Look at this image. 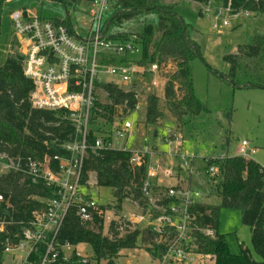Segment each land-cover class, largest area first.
<instances>
[{"label": "trees", "instance_id": "obj_1", "mask_svg": "<svg viewBox=\"0 0 264 264\" xmlns=\"http://www.w3.org/2000/svg\"><path fill=\"white\" fill-rule=\"evenodd\" d=\"M11 0H0V25L3 7ZM61 4L67 15L63 19H47L41 13L40 18L62 24L73 34L70 16L81 7H88L95 0H48ZM198 4L199 15L205 16L204 9L213 1L222 3L230 14L251 13L264 15V0H187ZM83 5V6H82ZM103 24V37L113 41H126L131 35L120 32L125 24L136 22L141 32L136 35L142 43V65L158 63L162 80L165 83L163 96L150 89V76L147 74L142 93L146 97V117L143 127L146 142L164 140L167 131L180 136L183 119L186 116L198 117L208 112L197 98L193 85L191 63L199 57L200 49L191 39L187 25L177 13L176 5H166L163 0H110L108 18ZM117 29L114 33L111 30ZM16 44V41L13 45ZM229 65V73L223 78L236 90H264V35L257 34L252 45L240 46L236 55L224 58ZM108 64H127L128 57H110ZM24 57L12 51L0 67V155H6L16 164L22 165L29 159L44 162L54 156L66 157L65 145L74 138V127L63 112L37 110L32 107L31 94L34 83L27 79L23 70ZM97 91L106 94V100L97 97L91 114L89 143L95 144L97 134H105L104 128L113 131L118 119L134 110L137 103L133 93H126L113 83H97ZM232 113L227 115L231 121ZM173 121L176 131L169 126ZM165 123V126L162 125ZM163 127L165 128L164 130ZM178 132V133H177ZM112 142V139H108ZM148 143V142H147ZM130 152L118 150H89L84 162L83 184L90 176L95 178V187L110 188L114 194V212L119 218L126 202L148 208V200L143 196L142 188L147 177V166L135 167L131 164ZM52 161L51 166L56 167ZM211 165V163H210ZM219 180H212V186L218 188L219 205L203 203L194 209L197 224L212 229L215 239L197 234L200 251L214 255L216 264H264V167L254 160L241 157H226L216 162ZM52 189L43 183L34 185L29 177L21 173L10 172L0 176V215L10 224L0 233V264H3L5 250L15 246L31 222L35 212L46 210V201L54 199ZM112 206V205H111ZM109 206H101L94 213L93 221L84 224L71 210L60 230L58 242L73 247L89 245L93 252L89 263H84L75 254L64 262L59 259L55 264H116L122 251L138 249L140 242L148 245L153 234L149 231H131L130 225L122 220L113 221L107 234H104L106 221L104 215ZM221 209L241 211L242 223L251 230V244L254 252L261 258L253 260L251 252L242 247L240 254H233L226 238L218 234V217ZM123 228L121 232L120 229ZM142 238V241L141 239ZM153 258H159L162 250L146 249ZM44 255L41 247L35 260Z\"/></svg>", "mask_w": 264, "mask_h": 264}, {"label": "built area", "instance_id": "obj_2", "mask_svg": "<svg viewBox=\"0 0 264 264\" xmlns=\"http://www.w3.org/2000/svg\"><path fill=\"white\" fill-rule=\"evenodd\" d=\"M109 10L110 0H95L88 7V16L93 25L86 37H80L74 31L71 34L62 24L41 19L34 8L15 11L10 15L16 48L23 47L20 55L24 57V75L35 85L31 94L32 107L65 113L75 134L72 142L64 147L67 156H54L52 161L57 163L55 168L48 158L44 162L29 159L22 165L6 155H0V176L10 172L21 173L29 177L34 185L43 183L55 194L54 199L46 201V210L33 214L21 240L15 246H8L5 255L10 256L15 264H55L59 259L68 262L74 254L84 263H89L90 258H84L78 251L79 247L60 244L58 236L71 210L76 209L82 223L88 224L101 207L92 199L91 184H83L84 162L89 150H118L131 153L133 166H147L142 193L148 200V208L135 203L137 213L132 217L121 216L120 219L130 225L131 231H149L153 234L147 247L162 250L160 257L156 258L158 264H216L214 255L200 251L197 234L210 239H215L216 234L212 229L197 224L194 209L205 203L207 196L191 185L193 179L201 176V172L195 168L198 157L181 150L180 136L167 131L164 143L168 151L165 154L149 149L146 141L143 148L129 149L127 145L115 148L114 141L129 140L135 136L137 128L131 117L146 109V97L141 87L145 85L147 74L150 76L151 90L165 83L158 63L142 65V43L137 35H131L124 42L103 37L104 16ZM226 11L230 14L229 10ZM242 14L248 13L230 15L237 20ZM224 26L229 27L230 22L225 21ZM111 56L119 59L128 57V62L108 64ZM100 73L116 78V82L109 83L118 85L126 93H133L137 103L134 110H129L126 116L116 120L117 128L97 134L95 144L91 145V114L98 97L96 86L97 83L106 84L100 82ZM108 139H112V142H108ZM248 146V142L243 141L237 157L250 160V154L255 152H250ZM164 156L169 159L168 163L160 160ZM208 160L210 169L207 174L212 183L218 169L210 165L216 159ZM2 204L0 198V206ZM106 217L107 212L104 219L110 226L113 219ZM9 224L0 215V233L5 232ZM41 247L44 248V255L37 261L34 256L39 254Z\"/></svg>", "mask_w": 264, "mask_h": 264}, {"label": "rangeland", "instance_id": "obj_3", "mask_svg": "<svg viewBox=\"0 0 264 264\" xmlns=\"http://www.w3.org/2000/svg\"><path fill=\"white\" fill-rule=\"evenodd\" d=\"M163 3L177 6V13L187 25L191 39L200 49L199 57L191 63V72L195 94L208 112L198 117L186 116L183 119V127L180 130L181 150L198 157L195 168L201 172L198 181L202 186H198V182H196L194 188L207 196L205 203L219 205L218 188L215 185L212 186L207 174L210 169L208 159H216L212 160L211 165L217 168L216 162L219 161L217 159L237 157L242 142L247 141L248 150L255 152V154H250L251 159L264 167V90H236L223 78L229 73V65L224 58L228 55H236L240 46L252 45L255 35H264V15L249 13L242 14L237 20L232 19L221 2L213 1L209 7L204 9L206 15L201 17L199 15L201 7L196 3L187 0H163ZM32 8L36 13H41L50 20L63 19L67 15L61 4L48 0H11L5 3L0 25V67L12 51L23 53L22 46L17 49L16 44L13 45L16 39L10 15L15 11ZM86 11V7L83 6L77 13H72L69 18L73 31L80 37H86L93 25ZM105 18H108V12H106L103 22H105ZM225 21L230 22L229 27L224 26ZM141 30V25L139 27L136 22H131L125 24L120 32L136 35ZM111 32L117 33L119 30L114 29ZM99 80L101 83L117 81L116 78L104 73L99 74ZM164 85L152 89V92H156L162 97ZM97 93L98 98L104 102L106 94L103 91ZM230 112L232 113L231 121L227 118ZM145 117V108L138 115L131 117L136 125L135 128L139 130V132L135 131V135L137 133L136 140L134 136L129 140L114 141L115 148L120 149L127 145L129 149H133L134 143L132 142L134 140L137 143L135 147H144H140L139 141L145 131L143 127ZM168 122L169 126L175 130L174 122L170 120ZM162 125L165 126V123ZM164 129L163 127L162 130ZM103 130L106 133L110 129L105 127ZM150 137L148 136L149 140L146 145L149 149L158 151L159 148L154 146L152 140L150 142ZM162 141L164 150L168 151L166 143L164 140ZM203 157L207 159H203ZM214 179L219 180L218 175L213 176L212 180L214 181ZM88 182L91 184L92 199L100 206H109L110 210L107 211L106 218L118 221L121 220V216L132 217L137 213L138 208L135 203L126 202L118 218L114 212L113 190L95 187L94 176H90ZM108 227L106 223L103 231L105 235ZM217 232L226 238L233 254H240L244 247L251 252L254 261H261L251 244V230L242 223L241 211L221 209ZM146 249L147 245L140 242L138 249L122 251L116 264H158ZM78 251L84 258L92 259L93 257L89 245H80ZM15 263L11 262L10 256L5 255L3 264ZM101 264H106V262H101Z\"/></svg>", "mask_w": 264, "mask_h": 264}, {"label": "crops", "instance_id": "obj_4", "mask_svg": "<svg viewBox=\"0 0 264 264\" xmlns=\"http://www.w3.org/2000/svg\"><path fill=\"white\" fill-rule=\"evenodd\" d=\"M137 132H139V130H137ZM136 135H137V133H136ZM136 135H135V137H134V139L136 140ZM145 138H146V136H145V131H143V133H142V137H141V139H140V143H139V145H141L140 147H142L143 146V143H144V141H146L145 140ZM135 140L132 142V143H134L133 144V149H136V148H138V146H136L135 147V145L137 144L136 142H135ZM163 143V141H162V139H156L155 141H154V146L158 149V152H160L161 154H165L167 151H165L164 149H165V147H163L164 145L162 144ZM167 148V147H166ZM161 161H167L166 163H168L169 162V159L167 158V157H162V159H160ZM174 166L176 167L177 166V164L175 163L174 164ZM182 176V175H181ZM183 177V176H182ZM184 178V177H183ZM199 179H193L192 180V183L191 182H189V183H191V185L194 187V183H196V182H198V186H202V184H199V181H198Z\"/></svg>", "mask_w": 264, "mask_h": 264}]
</instances>
